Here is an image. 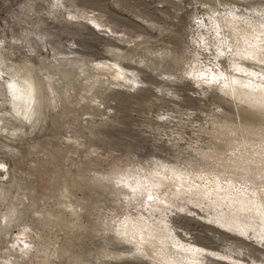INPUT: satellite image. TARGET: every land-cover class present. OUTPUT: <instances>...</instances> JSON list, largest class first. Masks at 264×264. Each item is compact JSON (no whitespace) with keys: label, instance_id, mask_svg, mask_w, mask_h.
I'll return each mask as SVG.
<instances>
[{"label":"rangeland","instance_id":"obj_1","mask_svg":"<svg viewBox=\"0 0 264 264\" xmlns=\"http://www.w3.org/2000/svg\"><path fill=\"white\" fill-rule=\"evenodd\" d=\"M262 8L0 0V264H264Z\"/></svg>","mask_w":264,"mask_h":264},{"label":"bare ground","instance_id":"obj_2","mask_svg":"<svg viewBox=\"0 0 264 264\" xmlns=\"http://www.w3.org/2000/svg\"><path fill=\"white\" fill-rule=\"evenodd\" d=\"M262 10H264L263 8H262ZM261 12V11H260ZM264 14V13H263ZM236 16H237V14H235ZM234 15V17H236ZM244 15V14H243ZM260 17V16H259ZM264 17V16H263ZM235 19V18H234ZM234 23V22H233ZM251 34V33H250ZM246 35V34H245ZM28 85H29V89H31L32 88V86H33V84H32V79H31V77H29L28 78ZM160 180H159V185L160 186H165V189L167 190H165L167 193H168V196H169V194L172 192V193H174V192H176V190H179V191H182L183 189L182 188H185V190L187 189V190H189L188 191V193L185 191V193H187L188 194V196L189 197H193V195H198V194H203V190L202 189H200V188H198V189H200V191H198V190H196L195 192L193 191V189H196L197 187H193V185H190V184H186V182L184 181V180H181V182L182 183H178L175 179H172L171 181L170 180H168V182H164L163 181V179H161V178H159ZM148 180V179H147ZM151 180V179H150ZM150 180L148 181V182H150ZM212 180V179H211ZM213 181V180H212ZM213 183V182H212ZM165 184H167V185H165ZM152 185V184H151ZM154 185V184H153ZM159 185H157L156 187L155 186H153L152 188H151V186H149V189H147V191L148 190H153L154 192H152V196L151 197H155V194H157V193H160V190L162 189H160V187H159ZM218 185V188L220 189V187H221V183H219V184H217ZM170 186V188H168ZM201 187V186H200ZM151 188V189H150ZM168 188V189H167ZM218 188H213L214 189V192H215V189H218ZM224 188V187H223ZM136 189V188H135ZM164 189V188H163ZM218 189V190H219ZM134 190V189H133ZM192 190V191H191ZM223 190V189H222ZM164 191V190H163ZM224 191V190H223ZM148 192H150L151 193V191H148ZM196 193H198V194H196ZM159 195V194H158ZM157 195V196H158ZM167 195V194H166ZM149 196V195H148ZM195 196V197H196ZM164 197V196H163ZM166 197V196H165ZM227 196H223L222 197V200L223 199H225ZM160 198H162V197H160ZM170 198V197H169ZM214 199V197H212V196H209V197H205V196H201V195H199V196H197L196 197V199L197 200H199V199H201L202 201L203 200H207V201H209V199L212 201L213 199ZM230 199H232V197H229ZM192 199V198H191ZM234 199H236L237 201H235V200H233V202L231 203L230 202V200H227V199H225V203H223V201H221V202H219L218 200V202L217 203H215L216 205H218V207L219 206H222L223 207V205L224 204H226V205H228V207H229V205L233 208V209H235V210H241V211H244V212H248V211H250L251 210V212H252V214L253 215H263L264 216V205H263V203L262 202H260L259 200H257V199H255V197H250V196H240V195H236V197L234 198ZM167 201V199L164 201V202H166ZM210 202V201H209ZM207 203V202H206ZM230 203V204H229ZM222 207H220L221 208V212H222V210H223V208ZM250 209V210H249ZM250 212V213H251ZM223 213V212H222ZM216 216V219H214V216L210 219L211 221H215V223H218L219 225H221V226H224V227H231V228H235L234 227V225L233 224H235V223H233L232 221H230V220H227V219H229V218H226V216H224V213L222 214V216L221 215H215ZM250 216V215H249ZM227 220V221H226ZM230 222V223H229ZM127 223V222H126ZM124 225V224H123ZM132 225V224H131ZM131 225H129V228L128 229H130L131 228ZM131 230V229H130ZM131 232H132V230H131ZM128 235V234H127ZM131 236H129L128 235V238H127V240L130 242V243H132L133 245H135V246H137L140 250H142L144 253H147V255L151 258V259H153V260H155V261H157V262H160V263H162V264H170V262H168V261H166L165 260V258H164V256H163V254H162V252L160 251V247H159V245H157L156 244V240H157V242L159 241V242H163L164 243V241H163V238L162 237H160L159 235H157V234H153L150 230H143L142 231V233H134L133 234V237H134V240H130L129 238H130ZM124 238V237H123ZM148 243H150L151 245L153 244H156V246H153L154 248H152V246H149L148 245ZM189 249V248H188ZM189 251H190V253H192V254H194V255H198V254H200L201 252H200V249H198L197 247H190V249H189ZM176 263V262H175ZM174 263V264H175ZM192 264V263H191Z\"/></svg>","mask_w":264,"mask_h":264}]
</instances>
